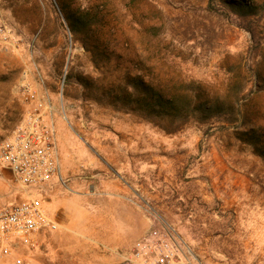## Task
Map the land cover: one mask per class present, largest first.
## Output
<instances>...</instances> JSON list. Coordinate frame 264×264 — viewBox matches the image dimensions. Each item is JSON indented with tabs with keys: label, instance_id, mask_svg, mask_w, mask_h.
<instances>
[{
	"label": "rangeland",
	"instance_id": "374dc122",
	"mask_svg": "<svg viewBox=\"0 0 264 264\" xmlns=\"http://www.w3.org/2000/svg\"><path fill=\"white\" fill-rule=\"evenodd\" d=\"M0 22L12 40L0 43V140L31 106L27 84L52 106L63 179L43 195L57 194L64 223L22 249L24 264H121L142 228L164 223L204 264H264V161L241 139L264 136V0H0ZM128 75L205 89L238 122L166 133L107 104ZM26 198L0 165V207ZM203 232L214 245L183 235Z\"/></svg>",
	"mask_w": 264,
	"mask_h": 264
},
{
	"label": "built area",
	"instance_id": "2783aa9c",
	"mask_svg": "<svg viewBox=\"0 0 264 264\" xmlns=\"http://www.w3.org/2000/svg\"><path fill=\"white\" fill-rule=\"evenodd\" d=\"M0 43L12 44L0 22ZM24 100L31 104L12 135L0 140V165L7 168L27 198L0 207V258L24 264L22 249L36 250L40 238L57 231L59 225L43 207V193L52 181L63 184L56 141L53 109L49 100L27 84ZM121 264H200L191 247L168 224L136 240Z\"/></svg>",
	"mask_w": 264,
	"mask_h": 264
},
{
	"label": "trees",
	"instance_id": "16d2710c",
	"mask_svg": "<svg viewBox=\"0 0 264 264\" xmlns=\"http://www.w3.org/2000/svg\"><path fill=\"white\" fill-rule=\"evenodd\" d=\"M78 17L70 16V20L74 19V23L79 24ZM68 26L71 33L75 32L73 25ZM203 92L206 98H199L194 96L193 90L184 86L169 90L146 83L138 76L128 75L122 85L114 87L107 97V104L124 113L141 115L166 133L178 131L190 121L206 123L223 117L228 125L238 122L236 114L239 112L231 101L213 98L205 89ZM261 130H245L241 133L243 138H240L264 161V136Z\"/></svg>",
	"mask_w": 264,
	"mask_h": 264
},
{
	"label": "crops",
	"instance_id": "0c3cea01",
	"mask_svg": "<svg viewBox=\"0 0 264 264\" xmlns=\"http://www.w3.org/2000/svg\"><path fill=\"white\" fill-rule=\"evenodd\" d=\"M54 188V187H53ZM51 195H44L43 196V207L44 209L46 210L47 214L55 219L59 225V227H61V225H63L64 221L62 220V218L60 216H58L57 212H58V209L60 208L61 206V203H60V199L58 198L57 194L53 193V192H49ZM25 200V199H24ZM23 201V200H21ZM61 224V225H60ZM160 229H150L148 231V228H142V230L140 231V233L138 234V236L140 237L141 235L145 236L147 234H150L154 231H159ZM145 233V234H144ZM185 235V238L188 240V241H191L193 243H196L197 247L198 248H204V247H209L213 241V245H214V240L210 241V238H209V235L205 232H203L197 239H192L190 238L192 235L190 233L188 234H183ZM141 236V237H143ZM140 237V238H141ZM139 238V239H140ZM197 258V257H196ZM197 260L200 262V264H204V262L202 261L201 257L197 258Z\"/></svg>",
	"mask_w": 264,
	"mask_h": 264
}]
</instances>
